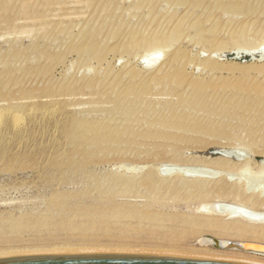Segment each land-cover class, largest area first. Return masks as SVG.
Returning <instances> with one entry per match:
<instances>
[{
	"label": "rangeland",
	"instance_id": "rangeland-1",
	"mask_svg": "<svg viewBox=\"0 0 264 264\" xmlns=\"http://www.w3.org/2000/svg\"><path fill=\"white\" fill-rule=\"evenodd\" d=\"M262 42L264 0H0V257L264 264L201 225L264 210L240 172L264 168Z\"/></svg>",
	"mask_w": 264,
	"mask_h": 264
},
{
	"label": "bare ground",
	"instance_id": "bare-ground-1",
	"mask_svg": "<svg viewBox=\"0 0 264 264\" xmlns=\"http://www.w3.org/2000/svg\"><path fill=\"white\" fill-rule=\"evenodd\" d=\"M160 42L161 41L156 38L148 42L149 44L148 46L149 50L147 51L148 54H146L142 58L145 67L153 66L156 62H158L160 54L159 51L157 50V46H159L158 44ZM254 51L255 52L258 51L260 55H264V42L260 43V45L256 49H254L253 52ZM240 168H241L240 172L244 183L243 187L245 191L248 192L249 194L251 193L252 195H255L256 200L257 199L261 200L260 196L262 197V194H264V168H259L258 170L255 171L251 170L249 167H246V165H243V167ZM178 172L182 173L183 175L190 176L191 181H187L188 185L189 184L191 186L199 185V187H202L203 186L202 183H204L205 181L204 177L211 172V169L209 170L206 167H201L196 165H187L185 167L180 168ZM227 173H229V175L231 176L232 174L234 175V173L230 170H228ZM241 175L239 176L241 177ZM187 184L185 185L187 186ZM208 207L214 211L223 212V213L226 212L231 216L241 217V218L233 217L234 220H231L230 222L212 219L201 223V225L209 227L210 228L209 231L211 233L221 237L222 238L221 241L223 243L227 240H235V241H251V242H258L264 244V214H263L264 210L255 211L254 209V212L257 213H254L253 211L247 212V210L243 212L237 209H230L229 206L221 202L209 203ZM228 250H233V249H228ZM241 252H244V254L253 253L255 255L264 256V253H259V252H249V251H241Z\"/></svg>",
	"mask_w": 264,
	"mask_h": 264
},
{
	"label": "water",
	"instance_id": "water-1",
	"mask_svg": "<svg viewBox=\"0 0 264 264\" xmlns=\"http://www.w3.org/2000/svg\"><path fill=\"white\" fill-rule=\"evenodd\" d=\"M264 58V55H260ZM215 247L264 253V244L208 237ZM0 264H249L186 256L138 255L118 253L38 254L0 257Z\"/></svg>",
	"mask_w": 264,
	"mask_h": 264
}]
</instances>
